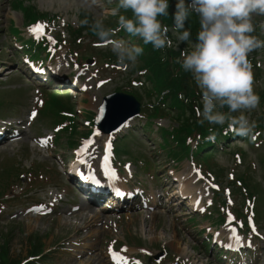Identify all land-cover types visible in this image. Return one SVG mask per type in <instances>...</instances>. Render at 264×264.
<instances>
[{
    "label": "rangeland",
    "instance_id": "rangeland-1",
    "mask_svg": "<svg viewBox=\"0 0 264 264\" xmlns=\"http://www.w3.org/2000/svg\"><path fill=\"white\" fill-rule=\"evenodd\" d=\"M96 1L97 0H0V117H21L27 123V118H30V114L33 112L32 110H35L40 96L43 107H50L53 115L58 117L62 123L68 124L73 120L69 108L59 104L55 97L57 95L54 91L58 90V93L65 92L66 94L67 91L70 93L69 88H42L39 90V86L30 81L25 71L28 69L27 67L34 64L37 65L36 61L38 59H43L46 56L45 50L39 49L42 44L40 41L41 38L45 39L48 35L54 37L55 34L60 33L62 38L70 39L68 46H71L73 41L77 40L72 34V29L80 25V21L84 19L85 15L88 14L90 17L92 15H101L106 8H109V5L103 2L105 0H98L101 5H96ZM171 1L172 0H170V4L175 9L176 0H174L173 3ZM15 7L24 13L29 12V14H32V17L36 18L33 22L29 23L24 19L21 11L14 10ZM46 18H54V21L44 35L46 37L41 36L40 39H36L31 30V24ZM107 22L113 21L109 18L105 20V23ZM12 23H15V25L21 29L19 34L13 33L9 28ZM164 23L167 22L164 20ZM253 23L256 25L254 34L261 40H264V16H254ZM34 39L37 40V42L33 43V46L29 47L26 45ZM127 39H130V37L127 36ZM79 41L80 45L75 47L72 51L75 56H79L81 59V54L86 52H92L94 55L107 54L99 52L94 45V42L97 40L93 39L87 31H84V35L79 38ZM57 42L59 44L63 42L61 37L57 36ZM15 43H18L20 47H16ZM66 47V44H64L58 48V51H51L54 55L62 52V54L57 57L55 68L66 73L67 76H70L77 85L91 81L87 75L89 65H83L70 55H67ZM100 48L111 50L109 47ZM147 48L150 51L149 55L153 57L156 50L152 51L148 46ZM255 51H257V59L263 60V62L257 67L259 81L255 82L254 87L258 86L259 89H264V47L258 48ZM111 55L116 57L113 53ZM26 60H29V63L32 65H26L27 67L24 68ZM106 61L111 63L105 65ZM137 63H142L140 57ZM90 64L95 66L92 61H90ZM101 64L104 65L100 66L102 67L101 71L106 72L105 77L110 76L113 78L114 74H116L120 77V83L111 81L106 85L104 84L101 89L88 91L78 98L71 96L67 97L68 95L61 93L59 94V98L62 101L69 102L78 110L77 113L82 119L84 117L83 115L86 114L93 117L96 104L99 103L102 96L107 92L113 89L128 92L127 90H123L127 88L125 84L133 86L132 93L135 95H137L136 91L143 96H148L149 94L145 87L136 86L132 83L138 76L144 79V75L146 74L145 69H142L140 72H135V66H122L117 63L116 58H112L111 61L103 59ZM43 67H45V65ZM165 71L171 77L163 84L154 81L155 85L150 88V92L156 93V96H162L164 92L169 91L171 82L183 72L181 68L175 65L169 66ZM138 81L140 82V79ZM149 81H151L150 77L146 78L144 83L147 84ZM83 109H86L84 113H82ZM92 112L93 114H91ZM46 116L51 120L49 114H46ZM34 119L35 122L33 127L27 128L28 134L26 137L12 144L11 142L0 144V194L1 191L5 190L4 194L0 195V212H5V214L0 217V264H6L7 262H9V264H22L31 254L30 251L33 240H36L38 244H41V242L46 243V246L45 244L43 246L46 250L42 255H45L46 251L51 252L49 256L41 257L40 259H36V261H41L42 264H61L64 261V257L73 253V243L71 242L76 241L77 238L80 237V234H82L83 237L88 236V238L95 240V251H98L102 246L106 247L110 239H118L120 241L118 246L138 255L132 260L135 264H185L187 261V264H221L220 262L222 260L224 261V259L227 261H234L233 258L224 257V255H231V252H226L224 249L221 251L222 256H219L220 247L217 245L214 250L213 242L205 240L206 233L200 232L202 228L208 225V221L204 216L197 217L201 221L198 225L194 224L191 218L171 220L168 218L166 212L168 205H166V207L161 206L156 208L154 210L156 212L152 214L151 219H148L145 214L137 213L138 211L134 210H127L126 208L117 209L112 212L105 211L93 217L95 214V203L92 202V199L89 197L85 198L81 190H79L81 193L68 191L72 183L67 174L66 163L60 165V160L50 156L48 151L44 150V154H40L34 149L35 143L30 138L34 133L37 135L51 133V131L46 130L47 123L45 119L47 118L41 119L40 117H35ZM15 121L18 122L19 120ZM165 122L167 123V121ZM52 123L55 125V122ZM157 124L159 123L155 121L153 126L147 129L145 127L146 123H144L141 118L134 119L130 127L125 128L118 134V139L116 141L117 147L120 144V138L123 133L130 134L121 142V144L124 145L123 149L128 150V153L120 154L119 158L124 155L127 156V159H130L134 152H145L147 144H150V147L159 149V137L161 134L156 131ZM203 127H205V124ZM22 128H24V126H22ZM89 129L90 127H85V125L80 126L79 132L75 133L73 137H69L66 132H61L58 148L54 150L56 156L72 154V148L81 145L82 138L86 135L85 133H88ZM102 136L103 135L100 133L97 137L100 138ZM149 136L156 137L155 142L150 140ZM71 140L75 142L76 146L69 144ZM252 141L242 140L238 146V149L243 150V148H245L246 151L242 156V160L241 158H237L241 160V163L235 160L238 165L240 164L239 171L236 172L237 175L245 170L246 162L247 165L251 164L252 173L257 172L260 177V169L261 167L263 168L264 165L261 161L264 150H256L253 148L251 146ZM96 145L101 146L102 139H98ZM51 149L53 150V148ZM3 151L6 152L3 153ZM130 152H132V154L128 157ZM45 153L48 155H45ZM227 153L228 152H226V154ZM225 158L226 157L218 158L216 155H211L209 160L212 161L206 163L204 168L207 175L217 174L219 177L217 181L221 183L222 186L231 185L233 188V185L230 183L232 179L229 175L225 174V176H223L220 172L215 170L214 173L213 170L209 168V166L218 168L223 165ZM40 162L42 164H40ZM231 163L229 158V165H231ZM117 167L120 170L119 164ZM14 169H16V175L8 179L9 171ZM23 173H25V175ZM256 177L257 176H253V183L258 184V188L255 187L256 190L258 189V192L256 194L247 195V202L241 212V217L237 218V222L241 226V233L244 232L247 235H249V228H251L249 217H251L252 223L264 232V182L263 176L261 180H257ZM6 180L8 182H6ZM215 180L216 179H214V181ZM5 182L6 185H4ZM55 187H57L58 190ZM61 189H65L66 191L63 192L64 190ZM225 189L227 188H224L226 203L229 207V212L232 213L235 200L239 198L238 201L241 205L246 194L242 195L237 186L234 188V191L230 189V194L227 198ZM9 191L16 193V197L13 199H6L5 195L9 193ZM217 196H219L218 193L216 194V197ZM42 200L46 204L56 206V212L52 215L40 217L39 215L37 216L26 211V208L33 204L34 201L40 202ZM101 203L103 202H98V204ZM74 204L78 206L85 205V209L82 212L85 218L82 221L81 217L74 218L66 212L68 209L73 210ZM235 206L237 207L239 205L236 203ZM226 209L225 207L222 210L225 214V227L228 226L226 218L229 216ZM256 209L259 213L260 210H262V213L259 215L253 213ZM147 212H152V210H148ZM221 217H224V215L219 218ZM110 219L115 220L114 222L117 224V228L113 226L112 228L108 227V229L104 230L103 226L105 224L108 225ZM88 225L94 226L87 228ZM77 226L82 227L84 230L76 234ZM218 228L221 229L222 226ZM255 232L264 237V234L259 230ZM176 234L179 239L176 238L173 240V242L176 240V244L173 246L170 241ZM7 240H9V245L7 246L9 256L6 255L3 247V244ZM203 240L206 241L204 244L202 243ZM125 244H128V246ZM207 245L210 247L209 251L205 250ZM259 245V258H257L255 262L251 260L252 252L248 253V248L244 247V245L239 246L243 247L239 252L240 257L247 259L253 264H264V241H261ZM195 246L198 247L195 248ZM78 247L80 249L82 248L81 243H79ZM163 250L168 251V256L164 260L161 259L164 255ZM150 255L152 256L150 257ZM188 258L191 259L188 260Z\"/></svg>",
    "mask_w": 264,
    "mask_h": 264
},
{
    "label": "clouds",
    "instance_id": "clouds-1",
    "mask_svg": "<svg viewBox=\"0 0 264 264\" xmlns=\"http://www.w3.org/2000/svg\"><path fill=\"white\" fill-rule=\"evenodd\" d=\"M169 3L170 0H115V6L106 8L101 15L86 14L80 24L87 26L99 41L106 42L117 63L125 67H134L144 48L130 39L117 38L119 32L138 38L144 45L151 44L154 50L179 49L176 63L191 74L199 89L197 122L201 126L205 122L227 125V131L236 136L255 139L256 121L246 113L259 106L260 96L253 89L248 57L264 47V40L254 34L253 23L254 16H264V0H176L171 25L163 19L169 17ZM193 14L199 25L195 39L191 28L186 27ZM108 17L116 18L114 27L105 23ZM184 42L187 47L180 49ZM161 59H167V55ZM209 132L213 129L209 128ZM256 179H260L259 175Z\"/></svg>",
    "mask_w": 264,
    "mask_h": 264
},
{
    "label": "bare ground",
    "instance_id": "bare-ground-1",
    "mask_svg": "<svg viewBox=\"0 0 264 264\" xmlns=\"http://www.w3.org/2000/svg\"><path fill=\"white\" fill-rule=\"evenodd\" d=\"M36 78L34 76L33 79L31 78V81H33V83H35V80H37ZM36 82H39V81H36ZM69 90H71L72 92H74V90H75V93L77 95L79 94V91H76V88L72 89V87H71V88H69ZM19 124L22 125V123H20V122H19ZM22 126H24V125H22ZM13 127H16V125H14ZM1 128H2V125H0V129ZM21 131L25 132V130H21ZM7 133L5 134L6 135L5 137L11 135V133L9 131H7ZM3 140L4 139H2V141ZM190 186H191V181H186L185 187H190ZM101 200L102 199H98L97 201H101ZM159 203H163V200H159ZM80 208H82L80 211L79 210L74 211V210L68 209L66 212H68L69 215L74 217V218H80L81 217V221H82L85 218L83 213H82L85 209V205L81 206ZM91 220H93V219H91ZM93 226L94 225H88L87 228H91ZM108 227H109V225L105 224L103 226V229L104 230L108 229ZM83 230L84 229L82 227L77 226L76 227V234H78L79 232H82ZM79 236L80 237L77 238L76 241L71 242V243H73V247H72L73 253H71L69 256L64 257V261L61 264H75V263H77V264H91V263L92 264H111L112 263L109 260L108 255H107V253H108L107 247L102 246L98 251H95L96 250V243H95L94 239L88 238V236L83 237L82 234H80ZM176 238L179 239L177 234L170 241L173 246H175V244H176V240L173 242V240ZM227 239H228V242L225 244H233V245L241 244V243H237V241L233 238L232 231L228 234ZM79 243H81V247H82L81 249L78 247ZM258 243H261V240H258L257 244ZM257 244L249 241L250 247L254 248V247H256ZM235 261H237V260H235ZM244 261H245L244 259L239 261V264H242ZM202 264H204V263H202Z\"/></svg>",
    "mask_w": 264,
    "mask_h": 264
},
{
    "label": "water",
    "instance_id": "water-1",
    "mask_svg": "<svg viewBox=\"0 0 264 264\" xmlns=\"http://www.w3.org/2000/svg\"><path fill=\"white\" fill-rule=\"evenodd\" d=\"M113 99L109 100V108L110 106H113L115 104H113ZM123 106H125V109L123 110ZM118 111H119V118L117 121L116 126L120 125L121 123H123L126 119H128L129 117L133 116L135 113H137L138 108L137 106L133 103V101L131 99H127L125 100L124 104H123V100L120 101L119 105H118ZM111 115V112L109 111L108 117ZM102 117V112L100 115V118ZM102 121V120H101ZM100 122V120L96 121V124H98ZM99 125V124H98Z\"/></svg>",
    "mask_w": 264,
    "mask_h": 264
},
{
    "label": "snow or ice",
    "instance_id": "snow-or-ice-1",
    "mask_svg": "<svg viewBox=\"0 0 264 264\" xmlns=\"http://www.w3.org/2000/svg\"><path fill=\"white\" fill-rule=\"evenodd\" d=\"M43 29H44V26H43V25H38V26H33L31 30H32L34 33H37L38 36H42V35L44 34ZM49 39H50V38H49ZM33 115H35V113H33ZM110 146H111V145H110V143H109V149H110ZM108 159H109L108 156H105V157H104L105 166L107 165ZM113 171H114V170H113ZM96 183H99V180H97ZM209 203H211V201H209ZM233 219H235V218L232 217L231 214H229V220H233ZM249 223L251 224L252 231L255 232V231H256L255 224L252 223V221H251V217H249ZM231 231H232V233H233V238L237 241V243H242V242H243V238H241V237L236 233V229H235V228H232ZM217 235H219V234H217ZM226 246L229 247V248L234 247L233 244H228V245H226Z\"/></svg>",
    "mask_w": 264,
    "mask_h": 264
}]
</instances>
